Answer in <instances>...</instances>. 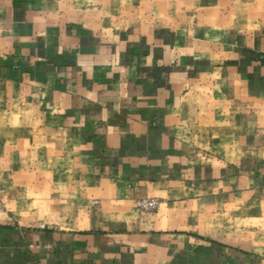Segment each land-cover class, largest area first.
I'll use <instances>...</instances> for the list:
<instances>
[{
  "label": "crops",
  "instance_id": "obj_1",
  "mask_svg": "<svg viewBox=\"0 0 264 264\" xmlns=\"http://www.w3.org/2000/svg\"><path fill=\"white\" fill-rule=\"evenodd\" d=\"M136 4L3 14L0 264H264V0Z\"/></svg>",
  "mask_w": 264,
  "mask_h": 264
},
{
  "label": "rangeland",
  "instance_id": "obj_2",
  "mask_svg": "<svg viewBox=\"0 0 264 264\" xmlns=\"http://www.w3.org/2000/svg\"><path fill=\"white\" fill-rule=\"evenodd\" d=\"M22 2L29 3L30 5H36L46 10H56L58 12L67 14H77L80 16L89 17L95 13H102L105 16H108L115 8H118L121 5H138L136 3H139V0H0V60H3L9 52L8 47L10 38L9 31L2 24L3 14L9 10L10 7ZM1 89L2 86L0 85V93Z\"/></svg>",
  "mask_w": 264,
  "mask_h": 264
},
{
  "label": "built area",
  "instance_id": "obj_3",
  "mask_svg": "<svg viewBox=\"0 0 264 264\" xmlns=\"http://www.w3.org/2000/svg\"><path fill=\"white\" fill-rule=\"evenodd\" d=\"M157 199H141L137 201V209L141 211L153 210L157 207Z\"/></svg>",
  "mask_w": 264,
  "mask_h": 264
}]
</instances>
